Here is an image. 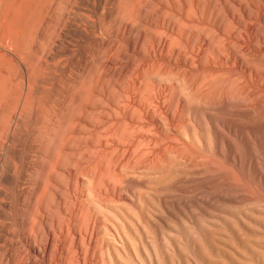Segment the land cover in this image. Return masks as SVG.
Returning <instances> with one entry per match:
<instances>
[{
	"label": "rangeland",
	"instance_id": "rangeland-1",
	"mask_svg": "<svg viewBox=\"0 0 264 264\" xmlns=\"http://www.w3.org/2000/svg\"><path fill=\"white\" fill-rule=\"evenodd\" d=\"M29 23L27 93L0 50L12 67L0 68V264H28V252L41 261L30 240L48 236L43 264L254 261L248 237L264 245V0H42L17 33ZM122 125L125 135L111 136ZM110 152L118 185L88 192ZM88 193L107 202L104 214L92 209L91 225L76 227Z\"/></svg>",
	"mask_w": 264,
	"mask_h": 264
},
{
	"label": "bare ground",
	"instance_id": "bare-ground-1",
	"mask_svg": "<svg viewBox=\"0 0 264 264\" xmlns=\"http://www.w3.org/2000/svg\"><path fill=\"white\" fill-rule=\"evenodd\" d=\"M3 2L0 3V31L2 30L3 32V36L0 35V39L2 38V43L6 44V45H3V44H0V50H3L5 51L7 57H9V61H14L17 63L18 65V72H19V85L20 87L22 88L21 90L24 91L25 93H27L29 91V88L32 87V70L30 69V65H28L25 61V59H23L21 57V50H25L23 47L24 45H28L26 44V37H28L29 39H31V34H30V26L32 24L27 26L29 29L26 31L28 32L27 34L29 35H26V32L23 33V30H22V34H19L17 33V29L19 28L21 32V29L22 28H25L24 24L28 23L29 22V12H30V8L32 7H36L38 8L41 1L42 0H2ZM175 2V0H173ZM200 2V1H199ZM31 6V7H30ZM120 10V9H119ZM55 15V14H54ZM53 16V15H52ZM58 19V18H57ZM48 20V19H47ZM46 20V21H47ZM54 22V21H53ZM52 26V25H50ZM30 31V32H29ZM45 38V37H43ZM28 39V41H29ZM25 40V41H24ZM1 42V41H0ZM172 42V41H171ZM25 43V44H24ZM24 44V45H23ZM9 47H8V46ZM41 45V44H40ZM39 51H41V47L42 46H39L37 44L36 46ZM169 47V46H168ZM27 48V46H26ZM41 48V49H40ZM22 51V52H23ZM4 67H11L10 63H5V64H0V68H4ZM12 68V67H11ZM150 68V67H149ZM160 71V70H159ZM0 76V87H4L6 88V79L4 77ZM146 82V81H145ZM142 83V82H141ZM144 83V81H143ZM146 86V85H145ZM143 87V86H141ZM38 88V87H37ZM1 97V96H0ZM20 99L21 98V94L19 92V99H18V104L20 102ZM1 100H3L2 98H0V102ZM260 101V100H259ZM23 103V102H22ZM17 104V105H18ZM150 104V103H149ZM197 104V103H196ZM255 104V103H254ZM4 106V105H3ZM1 106V107H3ZM0 107V108H1ZM133 108V107H132ZM262 109L264 110V105H262ZM23 111V108L21 109ZM5 111V110H4ZM21 111V112H22ZM37 110H35L36 112ZM142 111V110H141ZM20 112V114H21ZM162 112V111H161ZM1 113V111H0ZM6 114V113H5ZM156 114V113H155ZM4 115H1V117L3 118V121L1 120L0 121V127L4 124ZM254 116V114H253ZM261 116V115H260ZM172 118V117H171ZM19 115L17 117L16 120H11L10 122V127H11V134H13L14 132V129L16 128L17 129V123L19 121ZM252 121V120H251ZM153 122V121H152ZM118 123V122H117ZM150 124V123H149ZM116 125V124H115ZM180 127V126H179ZM130 128V126L128 127ZM128 128L126 129V127L124 125H122L121 127H119L118 129H115L113 131V133L111 134V136L115 137V138H121L123 135H125L126 131L128 130ZM192 128V127H191ZM154 131V130H153ZM112 132V131H111ZM183 134V133H182ZM192 134V133H191ZM178 135V134H177ZM194 136V133L192 134ZM94 136V135H93ZM169 136V135H168ZM140 137V136H139ZM192 137V136H191ZM196 139V138H195ZM138 140V139H137ZM197 141V140H196ZM8 142V141H7ZM190 143V142H189ZM208 143V142H207ZM104 144V143H103ZM11 145V144H10ZM103 146V145H102ZM104 148V147H103ZM110 148V147H109ZM112 149V148H111ZM164 149V148H163ZM109 150V149H108ZM121 150V149H120ZM162 151V150H161ZM130 152V151H129ZM132 152V151H131ZM13 157L15 158H18L21 156V154L17 151H14L13 153ZM150 154V153H149ZM111 155V152L110 153H107L106 155V158H105V162L103 163V166L101 169H98L97 166H93V181L90 182V181H86V185H85V189L88 191V192H91L92 190L95 191L94 188H102V185L103 183L105 184H108L109 186H116L118 185V182H119V177H118V174L114 171L116 168H112L110 165H109V156ZM152 156V154H151ZM161 156V155H160ZM168 156V155H167ZM115 157V156H114ZM139 159V158H138ZM57 160V156H54L53 160L51 161L50 163V167L49 169L51 170V167L52 165L55 163V161ZM75 160V159H74ZM95 160V159H94ZM163 161V160H162ZM178 161V160H177ZM9 170H10V178L11 179H14L16 177V174L18 172V166L16 164H14V162L12 160H9ZM91 162V161H90ZM129 162L133 163L134 165L136 164V160L135 158H133V156H131L129 158ZM95 163V161H94ZM151 166L155 167V166H158V159H153L152 162H150ZM99 165V164H98ZM117 166V165H116ZM181 166V165H180ZM100 167V166H99ZM122 167V166H121ZM141 167V166H140ZM178 168V167H177ZM180 168V167H179ZM169 169V168H168ZM175 169V167H174ZM126 170V169H125ZM165 170V169H164ZM144 171V170H142ZM141 171V172H142ZM146 171V170H145ZM62 172V171H61ZM162 173V172H161ZM167 173V172H166ZM170 173V172H169ZM141 174V173H140ZM144 174H146L144 172ZM162 175V174H161ZM159 175V176H161ZM155 176V175H153ZM158 176V175H157ZM222 176V175H221ZM4 178V177H3ZM185 178V177H184ZM183 178V179H184ZM226 178V177H225ZM143 179V178H142ZM229 179V178H228ZM226 180V179H225ZM232 179H230L231 181ZM234 180V179H233ZM142 181V180H140ZM174 181V180H173ZM228 181V180H227ZM226 181V183H227ZM143 182V181H142ZM172 182V181H171ZM175 182V181H174ZM229 182V181H228ZM234 182V181H233ZM237 182H235L236 184ZM232 184V183H231ZM153 185V184H152ZM165 185V184H164ZM224 185V184H223ZM234 185V184H233ZM237 185V184H236ZM238 185H241V184H238ZM135 186V185H134ZM142 186V185H141ZM60 187V186H59ZM234 187V186H233ZM236 187V186H235ZM234 187V188H235ZM238 187V186H237ZM240 187V186H239ZM238 187V188H239ZM243 186H241L240 188L242 189ZM233 188V189H234ZM237 188V189H238ZM239 188V189H240ZM245 188V186H244ZM243 188V190H244ZM116 189V188H115ZM236 189V190H237ZM239 190V191H242V190ZM247 189V188H246ZM85 190V191H86ZM38 191V190H37ZM36 192V191H35ZM245 192V191H244ZM237 193V191H236ZM240 193V192H239ZM45 194V189L42 187V189L40 190V192L36 195L35 197V200H34V205L35 206H38L40 204V201L43 197V195ZM252 194V193H251ZM113 195V194H112ZM124 195V194H123ZM206 195V194H205ZM244 195V194H243ZM250 195V194H249ZM165 196V195H164ZM251 196V195H250ZM254 196V195H253ZM256 196V195H255ZM254 196V197H255ZM257 196H262V195H257ZM256 196V197H257ZM58 197V196H57ZM253 197V198H254ZM255 197V198H256ZM264 197V196H263ZM175 198V196H174ZM209 198V197H208ZM252 198V199H253ZM262 198V197H261ZM120 199V198H119ZM210 199V198H209ZM263 199V198H262ZM261 199V200H262ZM118 200V199H117ZM251 200V199H250ZM254 200V199H253ZM257 200V199H256ZM258 200L259 197H258ZM87 201V202H86ZM85 203H80L79 206H78V209H77V212H76V227H82L84 225H88V227L91 225L92 221H91V217H92V212L91 210L93 209V211L96 213V215H103L104 214V210L102 209V207L107 204V202H105L104 199L102 198H98V197H93L90 195V193H88L87 195V199H86ZM168 201V200H167ZM176 201V200H175ZM247 201V200H246ZM249 201V200H248ZM264 201V200H263ZM262 201V202H263ZM169 202V201H168ZM250 202V201H249ZM252 202V201H251ZM208 204V203H207ZM7 205V204H6ZM10 205V204H8ZM108 208V207H107ZM139 209V208H138ZM170 209V207H169ZM109 210V209H108ZM215 210V209H214ZM35 212V211H34ZM62 213V212H61ZM34 214V213H33ZM94 214V213H93ZM110 217V216H109ZM118 217V216H117ZM107 218V217H106ZM113 218V217H111ZM114 220V219H113ZM117 220H120L119 217ZM151 220V219H150ZM149 220V221H150ZM207 220V219H206ZM56 221V220H55ZM57 222V221H56ZM124 222V221H123ZM150 223V222H149ZM114 226H111L110 229L113 230L114 233H112V240H113V243L114 241L116 242V240H118L120 237L121 239L120 242H122L121 240L123 239V234H121V229H122V225H124V223L121 225L119 223H117V221L113 222ZM111 225V223H110ZM36 226V221L35 219L32 217L29 221V224H28V231H31L35 228ZM154 226V225H153ZM158 226V225H157ZM130 227V226H129ZM212 227V226H211ZM152 228V227H151ZM158 228V227H157ZM156 228V229H157ZM153 229V228H152ZM181 229V228H180ZM196 229V228H195ZM104 230V229H103ZM158 230V229H157ZM198 229H196L197 231ZM5 233L8 235V234H11V231L9 232V230H4ZM106 231V230H105ZM104 231V232H105ZM130 231V230H129ZM151 231V229H150ZM154 231V230H153ZM199 231V230H198ZM100 232V231H99ZM103 234L105 235V232ZM234 234L240 236L238 233H236V231H232ZM15 233V232H14ZM201 233V232H200ZM29 234V232H28ZM52 234V233H51ZM102 234V235H103ZM108 234V233H107ZM126 234V233H125ZM130 234V233H129ZM199 234V233H198ZM110 235V234H108ZM155 235V234H154ZM201 235V234H200ZM219 235L220 236H223L225 238L228 239V241L231 239V234L229 231H226V230H220L219 231ZM261 235V234H260ZM30 236V235H29ZM111 236V235H110ZM203 236V235H202ZM255 236V235H254ZM12 237V236H10ZM31 237V236H30ZM126 237H129V236H126ZM140 237H141V234H140ZM169 237V236H168ZM87 238L89 240H91L90 236L88 235ZM110 238V237H109ZM125 238V236H124ZM133 238V237H132ZM131 238V239H132ZM136 238V237H135ZM183 238V237H182ZM130 239V238H129ZM137 239V238H136ZM196 239V238H195ZM248 239L251 240V242L249 243V245L247 246L246 250L248 252H250L253 257H254V261L252 262H248L247 264H264V245H262V241H260L261 239L259 238H251V237H248ZM35 240V239H34ZM118 240V241H119ZM125 240V239H123ZM128 240V239H127ZM162 240V239H161ZM203 240H206L203 238ZM0 241L3 242V243H6L8 240H7V237L5 238H2L0 236ZM197 241V240H196ZM31 244L29 245V249L30 251H32L33 253L39 255V256H42V262L41 261H37L34 257L30 256L29 255V252L28 254H26V257L28 259V264H43V262H47V263H50V252H51V249H52V246H53V242H54V237L53 236H48V239L44 240L43 238H40L38 239L37 241L33 242L32 240H30ZM91 242V241H90ZM221 242V241H220ZM92 243V242H91ZM206 243V241H205ZM9 244V243H8ZM86 244V243H84ZM164 244V243H163ZM204 244V243H203ZM220 244V243H219ZM174 245V244H173ZM161 246V245H160ZM159 246V247H160ZM164 246V245H163ZM169 246V245H168ZM195 246V245H194ZM162 247V246H161ZM160 247V248H161ZM165 247V246H164ZM190 247V246H189ZM159 248V249H160ZM163 248V247H162ZM181 248V247H180ZM129 249V248H128ZM158 249V250H159ZM166 249V248H165ZM170 249V248H169ZM190 249V248H189ZM211 249V248H210ZM233 249L235 250V252L241 256L245 255V251H241V250H238L237 248H234ZM212 250V249H211ZM109 251V250H108ZM169 251V250H168ZM191 251V250H190ZM159 252V251H158ZM174 252V251H173ZM52 253V252H51ZM177 253V252H176ZM191 253L193 254V252L191 251ZM58 254V253H57ZM140 254V253H139ZM179 254V253H178ZM213 254V253H212ZM236 254V255H237ZM160 255V253H159ZM188 255V254H187ZM214 255V254H213ZM120 256V255H119ZM161 256V255H160ZM180 256V254H179ZM194 256V255H193ZM162 257V256H161ZM159 257V258H161ZM191 257V256H190ZM217 257V256H216ZM195 258V257H193ZM219 258V257H218ZM106 259V258H105ZM104 259V260H105ZM119 261V260H118ZM160 261V260H159ZM165 261V260H164ZM208 261V260H207ZM206 261V262H207ZM70 262V260H69ZM91 262V261H90ZM193 264H198L195 260H192ZM80 263V262H79ZM175 263V261H174ZM214 264V263H212Z\"/></svg>",
	"mask_w": 264,
	"mask_h": 264
}]
</instances>
